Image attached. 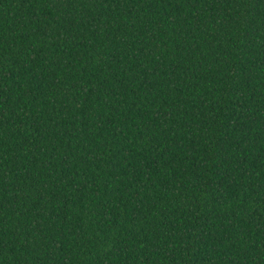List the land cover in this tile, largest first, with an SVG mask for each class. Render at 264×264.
Instances as JSON below:
<instances>
[{
    "label": "trees",
    "instance_id": "trees-1",
    "mask_svg": "<svg viewBox=\"0 0 264 264\" xmlns=\"http://www.w3.org/2000/svg\"><path fill=\"white\" fill-rule=\"evenodd\" d=\"M0 264H264V0H0Z\"/></svg>",
    "mask_w": 264,
    "mask_h": 264
}]
</instances>
